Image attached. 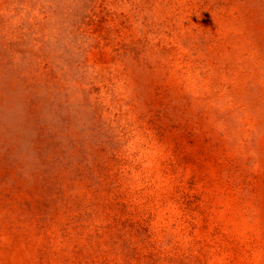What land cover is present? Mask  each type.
<instances>
[{"label":"rangeland","instance_id":"obj_1","mask_svg":"<svg viewBox=\"0 0 264 264\" xmlns=\"http://www.w3.org/2000/svg\"><path fill=\"white\" fill-rule=\"evenodd\" d=\"M0 264H264V0H0Z\"/></svg>","mask_w":264,"mask_h":264}]
</instances>
